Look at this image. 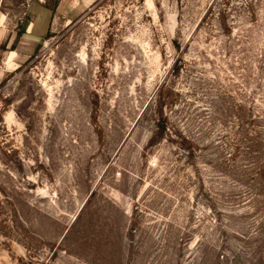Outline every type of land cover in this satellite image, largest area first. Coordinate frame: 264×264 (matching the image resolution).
<instances>
[{
	"label": "rangeland",
	"instance_id": "rangeland-1",
	"mask_svg": "<svg viewBox=\"0 0 264 264\" xmlns=\"http://www.w3.org/2000/svg\"><path fill=\"white\" fill-rule=\"evenodd\" d=\"M48 261L264 264V0H0V264Z\"/></svg>",
	"mask_w": 264,
	"mask_h": 264
},
{
	"label": "trees",
	"instance_id": "trees-1",
	"mask_svg": "<svg viewBox=\"0 0 264 264\" xmlns=\"http://www.w3.org/2000/svg\"><path fill=\"white\" fill-rule=\"evenodd\" d=\"M11 51H14V50H11ZM166 124H167L166 118L163 117V114H160V118L157 120V130H159L160 132H164L166 130V128H167ZM179 137L181 138V141L183 143H189V140H188L187 136H181L180 135ZM45 264H50V262L48 261Z\"/></svg>",
	"mask_w": 264,
	"mask_h": 264
},
{
	"label": "crops",
	"instance_id": "crops-1",
	"mask_svg": "<svg viewBox=\"0 0 264 264\" xmlns=\"http://www.w3.org/2000/svg\"><path fill=\"white\" fill-rule=\"evenodd\" d=\"M8 54H10V58H12L14 56L15 52L14 51H9ZM8 63H10V59H9V62Z\"/></svg>",
	"mask_w": 264,
	"mask_h": 264
}]
</instances>
